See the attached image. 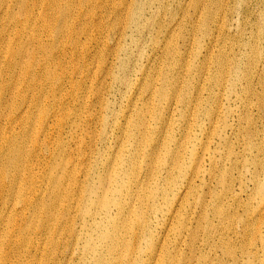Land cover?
I'll return each instance as SVG.
<instances>
[{"label": "rangeland", "instance_id": "obj_1", "mask_svg": "<svg viewBox=\"0 0 264 264\" xmlns=\"http://www.w3.org/2000/svg\"><path fill=\"white\" fill-rule=\"evenodd\" d=\"M43 1L41 13L31 16L29 10L35 0H25L27 8L23 12L19 10L18 0H0V86L3 79L4 81L13 80L15 82H8V85L15 87L16 90L4 91V86L0 88V96L3 93V98L0 99V138L2 136L3 142H12L9 153L17 147L13 139L24 138L19 158L21 179L25 180L21 188L26 194L23 203L13 198L8 200L17 204L10 208L15 209L16 212L13 213L19 212L23 216V220L17 223L23 224L25 230L15 240L7 239L4 242L1 237L6 236L10 226L8 220L10 215H4L7 226L6 222L0 225V264L44 262L42 253L54 255V259L46 264H61L60 262L107 264L110 255L104 236L107 233L106 229L117 219L116 206H112L110 210H99L97 204L89 203L87 208L84 205L78 212L68 211L66 205L59 204L57 197L51 194L54 180L49 183V178L53 169L38 170L43 158L52 160L48 156L51 144H45L42 134L35 136L37 130L41 128L39 124L44 113L50 110L49 101H52L49 97L53 82L48 79V76H44V73L54 65L50 57H58L61 53V48L58 46L67 38L64 36L59 41H54L42 37V43L38 42V36L44 29L43 13L49 0ZM149 1L147 0L148 3ZM170 1L164 0L168 13L172 11ZM176 1L178 4L179 0ZM181 1L185 6L186 1L189 0ZM56 2L60 3L62 10H67L69 14L68 24L64 27L66 31L79 25L77 17H73L77 10H81L82 16H88L86 27L87 35L92 40L90 50L94 57L102 56V63L111 60V51L114 50V45L122 35L125 39L124 52L127 54V51L131 49V55L127 56L132 59L131 67H136L134 74L138 73V80L141 78V71L150 67L146 61L147 58L135 60L133 51L141 48L139 44L151 40L162 29L165 17L152 18L146 7L144 12L136 9L134 0H88V2L57 0ZM249 3L250 9L255 10L256 15L245 8L243 11L237 10L235 14H229L227 10L228 19L223 22L225 6L214 10L213 13L219 11L214 38L217 39L218 44L224 37V33L220 34L222 26L224 28L226 24H234V28H237V20H241V22H247L249 28L244 31L242 37L237 35V29L232 34L240 42L254 41L250 31L256 18V54L252 52L249 54L252 60H256V67L258 63L264 66V0H249ZM177 4L174 9L177 8ZM135 15L142 17L141 25L131 28ZM34 16L37 18L33 19L30 25H26L25 20ZM183 16L184 11H178V18ZM193 25L195 27V23ZM148 27L149 29H146ZM190 29L189 26H184L178 34L177 47L180 44L182 52L180 59H175L174 62V67L179 66L184 73L187 72L188 65L190 68L181 80L185 88L183 94L187 96L185 107L183 108L181 104L179 106L180 111L183 109L184 119L182 117L181 120V114L178 113L174 120L168 113L166 115L168 129L163 137L157 138L153 144L157 150L162 149L160 166L161 162H164V165L169 163V168L176 162L180 164L172 172L170 181L159 184L158 178L148 198H145L143 215L146 214V220L149 218L146 222L153 231L151 238L149 235L148 240V234L144 233L145 238L141 243L143 252L133 257L131 254L133 249L130 248L123 263L127 264L129 260L132 264H149L147 255L153 248V243L160 246L162 242L157 241L167 231L173 212L174 214L177 212L174 223L173 219L171 221L174 229L170 234L172 241L169 245L171 247H168L170 255L161 264H172L178 251H181V259L187 258L190 264H264V86L259 84L264 80V74L261 75L260 82L259 75L256 77L254 95L247 92V83L243 76L237 78V83H234L229 76L226 77V84L223 87L221 84L218 85L219 88L209 86L204 77L207 72L203 69L207 65L201 63V60L204 58L208 44L213 42L202 31L198 37L193 34L190 41L185 44L181 38L182 35L186 36ZM32 30L36 34L33 38ZM199 33L200 31L197 34ZM85 42L87 38L83 36L82 43ZM67 43L69 44L68 39ZM188 44L190 46L187 49L185 47ZM42 46L47 47L45 52L42 51ZM14 50L19 51V55ZM103 51L104 53L101 54ZM150 55L148 53V56ZM225 56L232 57L231 49L226 50ZM30 58L35 59V64L40 62L36 65L39 72L37 79L24 77L25 74H22V65H28ZM62 59L63 57L58 63ZM13 61L17 62V67ZM69 64V75H72L73 80L76 81L79 75H73L72 66L78 65L76 56L69 59ZM4 65H9V68H5ZM110 67L106 64L98 73L95 88L112 83L110 78L107 84L102 83L107 77L104 70ZM34 69L32 68L31 71ZM119 72L120 69L117 70L116 77ZM116 77L115 85L106 96L108 101L105 115L106 130L109 118L115 115L119 117L127 110L125 106L129 89L127 90L122 83H117ZM132 81L135 82L136 79L133 78ZM61 88H70L67 80H64L63 85L57 89V97L62 95ZM223 95L226 97L219 115L220 98ZM11 98L16 101L12 103ZM250 102L256 107L252 109L251 106L247 107ZM44 104L47 105L44 106ZM22 105L25 108L30 106L31 109L25 119L20 112L17 116L12 113V107L15 106L18 109ZM160 112L163 113V109L157 110V113ZM193 112L198 114L195 119ZM88 115L91 116V112ZM26 121L33 122V125L27 126V123L24 124ZM243 121L246 129L252 128L256 141L248 137L242 138L241 132L237 133L240 134L239 136L234 135L235 131H232V128L234 127L237 131L236 126ZM176 123L179 126L184 125V128L177 133V139H171ZM215 130L217 134L210 137ZM195 131L201 134V138L194 142ZM255 142L256 149H254ZM183 143L188 145L187 152L184 150L185 145H182L180 149ZM100 144L101 141L95 147L93 164L99 162L102 154L105 155L104 161H106L112 159L118 151L117 144L113 143L114 146L108 151H103ZM128 147L130 146L125 145V151ZM1 157L0 154V169ZM75 164L77 179L82 182L87 173V159L78 156ZM164 165L161 166V172L163 171L165 176ZM73 168L74 164H72V171ZM2 181H5V185L2 186L4 190L0 193V209L7 205L6 199L13 195L12 190L16 188L9 184L8 178L0 177V183ZM142 196H144L143 193ZM41 211L48 212L55 222H50L49 215L45 214L41 223H34V216ZM94 216H97L99 225L94 227L93 231H89V227L93 225ZM248 218L250 221L245 223ZM145 219L143 218V221ZM136 221L137 218H134V222ZM5 226L6 229H3ZM52 229L53 233L61 235L56 239V244L49 247L48 240L51 238ZM86 239L87 242H85ZM175 246H178L177 250L174 249ZM105 258L107 260H101Z\"/></svg>", "mask_w": 264, "mask_h": 264}, {"label": "bare ground", "instance_id": "obj_2", "mask_svg": "<svg viewBox=\"0 0 264 264\" xmlns=\"http://www.w3.org/2000/svg\"><path fill=\"white\" fill-rule=\"evenodd\" d=\"M56 1L49 0L46 4L43 13L44 29L38 36V42L42 43V37H47L54 41H59L64 36L67 38L62 40L58 46L61 48V53L58 57H50L54 65L50 66L44 73V76H48V79L53 82L49 97L52 101H49L50 110L44 113L39 124L41 128L37 130L35 136L42 134L45 144H51L48 156L52 160L48 161L47 158H43L38 170L42 169L46 171L53 169L49 178V183L54 180L51 194L53 197H57L59 204L66 205L68 211L78 212L84 205L87 208L89 203L92 205L97 204L99 210H110L112 206H116L118 211L117 219L106 229L107 233L104 236L109 248L110 259L107 260L105 258L101 260H107V264H124L123 260L130 248L133 249V251L131 250L133 257L143 252L141 243L145 238L144 233L148 234L149 240V235L151 238L153 232L146 222L149 218L146 220V214L143 215V209L146 204L145 198H148L158 178L160 179L159 184L163 181H170L172 172L180 164V162H176L169 168V163L164 165V162H161V166L164 165L166 170L164 176L159 163L162 149L157 150L153 146L156 139L162 138L164 132L168 129L166 115L170 113L175 120L179 113L182 120L183 109L180 111L179 106L181 104L184 108L187 101V96L183 94L185 88L181 80L190 69L189 65L187 66L186 73L179 66L174 67L175 59L179 60L182 52L180 44L177 47L180 30L184 26L191 28L186 36L182 35L181 39L185 44L190 41L193 34L198 37L202 31L213 42L208 44L204 58L201 60V63H206L207 65L203 69L207 72V75L205 73L204 77L205 82L209 86L216 88L221 84L223 87L226 84V77L229 76H231L234 83H237V78L243 76L246 79L247 92L254 95L255 90L253 88H256V77L259 75L260 82L261 75L264 74L263 64L259 65L258 63L256 67V60H252L249 54L250 52L256 54V18L252 23L254 26L250 31V34L254 37V41L240 42L239 39L235 38L232 34L234 30L237 29V35L242 37L244 31L249 28L247 22L237 20V28H234V24H226L224 28L222 26L220 34L224 33V37L217 44V39L214 38V35L216 34L215 25L218 24L219 11L216 13H213V11L221 8L223 5L225 6L226 10L223 22L228 19L227 10H229V14H235L237 10L243 11L245 8L251 10V14L253 15H256V11L250 9L249 0H189L186 1L185 6L181 0H179L178 4L176 0H171V13H168V10L165 8L164 0H150L149 3L147 0H134L136 9L144 12V8L146 7L152 18L157 16L163 19L165 17V24L162 26V29L151 40L146 41L144 44H139L141 48L133 51V58L135 60L139 58L146 60L147 58L146 61L150 65L149 68L141 71V78L138 80V73L134 74L136 67H131L132 59L127 56L131 55V49L127 51V54L124 52L125 39L122 35H120V40L114 45V50L111 51V60L102 63V56L94 57L90 50L92 40L87 35L86 27L88 25V16H82L81 10H77L73 17H77L79 25L66 31L64 27L68 24L69 14L67 10H62L60 3ZM84 2H88V0H84ZM176 4L177 8L174 9ZM18 5L21 12L27 8L25 0H18ZM43 6V0H35L34 5L29 10L31 16L41 13ZM178 11H184L182 18H178ZM190 12L193 13L190 14ZM181 14L182 12L180 16ZM14 15L12 14L13 17H16ZM35 18L37 17L34 16L26 19V25H30ZM141 19V16H133L131 28L141 25ZM146 29H149V27ZM199 31L200 33L197 34ZM31 33L32 38L35 37L36 34L33 30ZM83 36L87 38V42L85 43H82ZM67 39L69 40V44L67 43ZM189 46L188 44L185 48L188 49ZM46 48L42 46V51L45 52ZM229 49H231L232 57L227 58L225 54L226 50ZM14 51L19 55V51ZM39 53L42 52L39 51ZM103 53L104 51L101 54ZM148 53L151 55L148 56ZM73 56H76L78 60V65H72L74 68L73 75H79L76 81L73 80V76H70L68 71V65H70L69 59H73ZM62 57L63 59L58 63ZM28 61L30 62L28 65H22V74H25L23 75L24 77L29 76L37 79L39 72H37L36 65L40 62L35 64V59L33 58L28 59ZM13 62L15 67H17V62ZM106 64L111 67L104 70L107 77L104 78L102 83L107 84L109 78L112 83L95 88L98 73L101 72ZM4 67L9 68V65H4ZM32 68L35 69L31 71ZM118 69H120V72L116 77ZM115 77L117 83H122L127 90L129 89V97L126 100L127 104L125 106L127 110L119 117L115 115L109 118L106 130L105 115L108 104L106 96L115 85ZM133 78L136 79L135 82L132 81ZM220 78L223 79L220 80ZM16 80L19 81V79ZM64 80H67L70 88H61L62 95L57 97L56 91L60 85H63ZM2 81L3 83L0 88L4 86V91H16L15 87L8 85V82L15 81H4V79ZM259 84L264 86V80ZM225 97L226 95H223L220 98L219 115L222 112ZM2 98L3 93L0 96V99ZM10 100H12V103L16 101L12 98ZM46 105L44 104V106ZM200 105L202 106V103ZM254 106L256 107V105L250 102L247 107L252 109ZM159 109H163V113H157ZM19 112L22 114V118L25 119L31 112L30 106L25 108L22 105L18 109L15 106L12 107L14 116L19 115ZM90 112L91 116L88 115ZM197 116L198 114L193 112L194 119ZM26 123L27 126L33 125V122H24V124ZM244 124V121L238 124L236 126L237 131L234 130V127L232 128V131H235L234 135L239 136L240 134L237 133L241 132L242 138L248 137L256 141V135L252 128L246 129ZM181 128H184V125L179 126L176 123L171 134V139H177V133L180 132ZM216 131L210 137H214L217 134ZM200 138L201 134L195 131L194 142ZM23 140L24 138L15 137L13 141L17 144V147L9 153L12 142H3L2 136L0 138V154L2 155L0 177L4 179L8 178L9 184L16 187L12 190L13 195L6 199L8 206L5 205L3 209H0V225L6 222L7 226V220L4 215H10L8 218L10 224L9 231L6 236L1 237L4 242L7 239L11 241L15 240L25 230L23 224L17 223L19 220H23V216L19 212L13 213L16 212L15 209L10 208V206H17V204L8 201L13 198L23 203L26 197L25 191L21 188L25 180L21 179V161L19 158ZM99 141H101L100 148L103 151L110 150L115 144H117L116 148L118 151L112 159L106 161H104L105 155L102 154L99 162L93 164L95 147ZM125 145L130 146L127 151H125ZM182 145H185L184 150L187 152L188 145L183 143L180 149ZM254 149H256V142ZM78 156L87 159V173L82 182L78 181L75 173V162ZM72 164H74L73 171L71 170ZM254 167L256 168V163ZM3 185H5V181L0 183V193L4 190L2 189ZM142 193L144 196H142ZM45 214L49 215L48 220L50 222H55L48 212L41 211L34 216V223H41ZM176 217L177 212L175 214L173 212L170 224L172 223V219L174 223ZM134 218H137L136 222H134ZM143 218L145 219L144 221ZM93 220V225L89 227V231H93L94 227L99 225L97 216H94ZM248 221H250L249 218L245 223ZM170 224L167 231L161 236V239L157 241L159 243L162 242L160 246L155 242L153 243V248L147 255L149 264H161L170 255L168 247H171L169 246L172 242L170 234L174 229V224H171V226ZM6 226L3 229H6ZM60 235L56 232L53 233V229L51 230V238L48 240L49 247H53L56 244V239ZM87 241L86 239L85 242ZM175 247L174 249L177 250L178 246ZM42 255L45 258L44 262H31L30 264H46L54 259V255L52 254L42 253ZM180 255L181 251H178L172 264H190L187 258L181 259ZM71 260L73 259L71 258ZM60 263L64 264V262ZM99 264L103 263L99 262ZM127 264L132 263L128 260Z\"/></svg>", "mask_w": 264, "mask_h": 264}]
</instances>
